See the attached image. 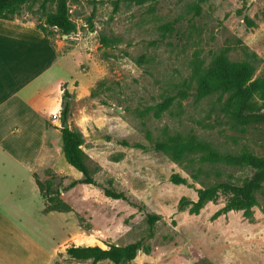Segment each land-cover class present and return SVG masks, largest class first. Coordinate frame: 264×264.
Masks as SVG:
<instances>
[{
  "label": "rangeland",
  "instance_id": "obj_1",
  "mask_svg": "<svg viewBox=\"0 0 264 264\" xmlns=\"http://www.w3.org/2000/svg\"><path fill=\"white\" fill-rule=\"evenodd\" d=\"M30 7L23 16L42 23L38 3ZM68 7L75 32L52 30L48 38L71 52L64 55L67 120L83 136L98 185L60 193L69 210L55 211L56 220L44 215V253L52 238L56 244L50 264H90L68 257L70 245L135 241L149 252L140 249L122 264H264V183L246 208H231L224 195L196 212L191 204L180 206L182 199L196 201L203 187L240 185L254 173L247 161L223 156H264V127L235 121V94L194 77L195 69L203 75L223 59L250 63L245 86L264 112V0H68ZM63 163L71 176H82ZM45 174L53 189L70 181ZM174 174L185 183L172 182ZM102 187L128 201L106 197ZM148 215L159 219L150 225ZM4 241L0 264L36 250Z\"/></svg>",
  "mask_w": 264,
  "mask_h": 264
},
{
  "label": "crops",
  "instance_id": "obj_2",
  "mask_svg": "<svg viewBox=\"0 0 264 264\" xmlns=\"http://www.w3.org/2000/svg\"><path fill=\"white\" fill-rule=\"evenodd\" d=\"M68 53L34 21L0 18V242L11 239L36 248L13 264H50L56 245L52 238L50 250L44 253L41 246L44 215L50 221L58 217L55 211L44 213L36 178L44 182L49 170L80 178L61 167L59 110L64 89L71 93L64 61Z\"/></svg>",
  "mask_w": 264,
  "mask_h": 264
},
{
  "label": "trees",
  "instance_id": "obj_3",
  "mask_svg": "<svg viewBox=\"0 0 264 264\" xmlns=\"http://www.w3.org/2000/svg\"><path fill=\"white\" fill-rule=\"evenodd\" d=\"M38 3V9L43 14V22L35 23L46 38L52 30H59L65 35H69L76 30L75 23L70 18L68 0H0V18L15 19L22 21L29 20L23 16V9H30L32 5ZM264 70V68H263ZM252 72V65L247 62L231 63L226 59L213 62L209 65L203 75L195 69L194 77L198 78L200 85L210 86L221 93H234V119L240 125H259L264 127V112L254 101V91L245 86ZM210 90V89H209ZM71 94L64 89L61 100L60 119L61 122L67 120L70 111ZM259 97L264 101V89L259 93ZM60 131L61 152L66 162L79 171L82 176L73 179L70 176H59L60 179H70L65 186L53 189L50 181L41 182L36 178V183L40 193L44 198V213L51 211H68L69 207L59 198V194L73 188L77 184L98 185L92 177L86 164V155L82 149L83 136L77 129L69 127L58 128ZM214 158H221L214 155ZM223 158L234 163L248 162L255 171L242 184L229 182H217L210 186L203 187L198 194L196 201H180V206L191 204L193 212L198 211L207 200H212L224 195L231 208H246L253 204L255 194L262 188L264 183V156H230ZM174 183H185V179L177 174L170 177ZM103 194L112 199L128 201L127 196L120 191L102 187ZM159 219L158 215H148V221L153 224ZM143 249L149 252L148 246H143L140 241L128 243L123 246L109 244L107 248L98 245H70L66 248L68 257L85 261L90 260V264L108 260L113 264L129 262L136 257L137 252Z\"/></svg>",
  "mask_w": 264,
  "mask_h": 264
},
{
  "label": "water",
  "instance_id": "obj_4",
  "mask_svg": "<svg viewBox=\"0 0 264 264\" xmlns=\"http://www.w3.org/2000/svg\"><path fill=\"white\" fill-rule=\"evenodd\" d=\"M66 36V35H65ZM61 128H64V127H69V123H68V120H65L63 122H60V125H59Z\"/></svg>",
  "mask_w": 264,
  "mask_h": 264
},
{
  "label": "built area",
  "instance_id": "obj_5",
  "mask_svg": "<svg viewBox=\"0 0 264 264\" xmlns=\"http://www.w3.org/2000/svg\"><path fill=\"white\" fill-rule=\"evenodd\" d=\"M51 118H52L53 120H55L56 118H58V115H57L56 113H54V114L51 115Z\"/></svg>",
  "mask_w": 264,
  "mask_h": 264
}]
</instances>
